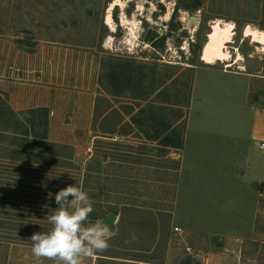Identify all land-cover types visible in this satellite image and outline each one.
<instances>
[{"label":"rangeland","instance_id":"374dc122","mask_svg":"<svg viewBox=\"0 0 264 264\" xmlns=\"http://www.w3.org/2000/svg\"><path fill=\"white\" fill-rule=\"evenodd\" d=\"M113 1L0 0V264H54L33 255L30 237L51 229L54 194L80 180L94 201L89 221L114 233L82 264H264V197L247 240L192 230L201 186L177 193L190 177L179 173L177 144L193 71L210 22L241 17L243 0L196 9L193 0H121L111 30ZM252 13L227 45L242 62L215 66L264 74L263 48L242 36L247 23L264 29V11ZM122 16L138 23L131 45Z\"/></svg>","mask_w":264,"mask_h":264},{"label":"crops","instance_id":"0c3cea01","mask_svg":"<svg viewBox=\"0 0 264 264\" xmlns=\"http://www.w3.org/2000/svg\"><path fill=\"white\" fill-rule=\"evenodd\" d=\"M241 3V17L238 12L215 20L235 25L237 19H250L254 9L264 11L263 0ZM260 143H264V74L205 63L197 66L179 154V173L190 177L181 179L177 192L187 190L190 182L201 186L200 201L205 206L192 230L215 229L226 238L247 240L254 235L264 197Z\"/></svg>","mask_w":264,"mask_h":264},{"label":"clouds","instance_id":"9594fccd","mask_svg":"<svg viewBox=\"0 0 264 264\" xmlns=\"http://www.w3.org/2000/svg\"><path fill=\"white\" fill-rule=\"evenodd\" d=\"M52 195L49 193V197ZM54 202L57 207L48 216L51 229L30 237L34 256L52 260L54 264H82L84 258L109 247L114 233L102 219L89 221L94 201L83 180L59 189Z\"/></svg>","mask_w":264,"mask_h":264},{"label":"bare ground","instance_id":"6f19581e","mask_svg":"<svg viewBox=\"0 0 264 264\" xmlns=\"http://www.w3.org/2000/svg\"><path fill=\"white\" fill-rule=\"evenodd\" d=\"M120 5L123 7L121 0H114L107 11L105 16V23L111 30H114V23L111 16V11L115 6ZM168 9L165 15L162 17L163 21H168L171 16L172 3H167ZM139 11L142 10V5L138 6ZM185 21V18H183ZM122 25L127 26V31L129 32L130 38L128 42L133 44L137 38L136 30L138 28V23L135 19H127L124 16L121 17ZM210 32L207 34V40L204 43L200 60L208 65H216L217 63L226 64V68L232 65H236L242 62V56L240 53H236V58L231 59L230 52L227 45L233 41L235 25L231 22H224L220 20H212L210 22ZM242 36L244 39H249L251 43L261 46L264 50V30H261L253 26H245L242 31Z\"/></svg>","mask_w":264,"mask_h":264},{"label":"water","instance_id":"95a60500","mask_svg":"<svg viewBox=\"0 0 264 264\" xmlns=\"http://www.w3.org/2000/svg\"><path fill=\"white\" fill-rule=\"evenodd\" d=\"M197 18V16L195 15V14H190L189 16H188V19L190 20V22H189V27H192L193 26V24L195 23V19ZM111 216H107V221H111V218H110Z\"/></svg>","mask_w":264,"mask_h":264},{"label":"built area","instance_id":"2783aa9c","mask_svg":"<svg viewBox=\"0 0 264 264\" xmlns=\"http://www.w3.org/2000/svg\"><path fill=\"white\" fill-rule=\"evenodd\" d=\"M197 13H198V12H197ZM224 70H226V69H224ZM259 148H260L261 150H264V143H260V144H259ZM86 150H87V152H91V148H90V147L87 148ZM175 231L179 232L180 230H179L178 228H175ZM186 250H187L188 253H190V254L192 253V249H191L190 247H187Z\"/></svg>","mask_w":264,"mask_h":264},{"label":"trees","instance_id":"16d2710c","mask_svg":"<svg viewBox=\"0 0 264 264\" xmlns=\"http://www.w3.org/2000/svg\"><path fill=\"white\" fill-rule=\"evenodd\" d=\"M200 4H201V0H193V8H198L199 6H200ZM167 139H171V138H167ZM181 144H182V141L181 142H179L178 144H177V146L179 147V148H181ZM176 145V144H175ZM186 264H190V263H186Z\"/></svg>","mask_w":264,"mask_h":264}]
</instances>
